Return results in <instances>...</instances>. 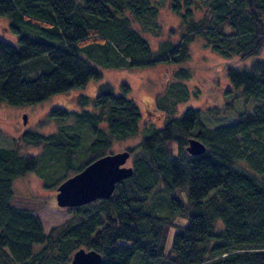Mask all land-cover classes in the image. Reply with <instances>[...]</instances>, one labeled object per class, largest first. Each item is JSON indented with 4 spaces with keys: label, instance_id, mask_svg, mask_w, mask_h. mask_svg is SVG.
<instances>
[{
    "label": "trees",
    "instance_id": "obj_1",
    "mask_svg": "<svg viewBox=\"0 0 264 264\" xmlns=\"http://www.w3.org/2000/svg\"><path fill=\"white\" fill-rule=\"evenodd\" d=\"M162 3L178 19L180 40L152 50L131 23L155 27L158 0H0V16L9 19L17 41L0 39V102L34 105L83 88L101 78L97 67L180 64L194 37L224 60L234 95L225 109L237 98L258 102L233 124L206 128L189 106L161 127L144 129L125 148L131 175L108 199L73 208L70 220L45 234L31 210L13 205V180L33 172L55 190L111 154L113 142L137 135L141 120L125 83H101L92 99L78 96L79 111L53 109V133L25 131L12 148H0V264H69L80 249L99 254L100 264H264V59L236 65L264 47V0ZM190 76L186 68L173 72L176 81ZM173 80L161 96L172 86L186 92ZM190 138L204 144L202 154L186 152ZM22 143L40 146V153L21 155Z\"/></svg>",
    "mask_w": 264,
    "mask_h": 264
},
{
    "label": "rangeland",
    "instance_id": "obj_2",
    "mask_svg": "<svg viewBox=\"0 0 264 264\" xmlns=\"http://www.w3.org/2000/svg\"><path fill=\"white\" fill-rule=\"evenodd\" d=\"M158 1L162 6L159 9L155 27L149 25L143 29L141 23H131L134 29L143 33V36L150 42L152 50H156L158 43L162 41L168 40L177 43L181 33L178 19L168 11L162 0ZM9 23L8 18L0 16V39L16 45V35L10 31ZM157 26H159L158 36L155 35ZM193 39L188 46L187 59L180 64L159 63L151 67L133 66L127 70L97 67L101 72L100 79L89 81L83 88L53 95L41 103L13 106L1 101L0 148H12L25 131H35L44 135L53 133L56 130V122L49 116V113L57 108L66 112L79 111L77 97L85 95L92 99L97 92V86L104 82L112 85L127 84L131 97L141 112L138 134L125 141L113 142L109 149L110 153L122 152L126 147L136 145L146 134L144 129L161 127L166 117L180 116L183 110L189 106H194L199 110V120L206 128L235 123L239 114L251 111L258 102L250 101L248 104H244L240 98H237L233 100L231 106L225 109L226 103L228 104L234 95L223 71L224 60L204 47L201 39L198 37ZM260 59H264V47L259 55L244 61H237L236 65L243 68ZM179 67L189 70L191 76L186 80H173V72ZM171 80L173 83L180 81L186 88V92L182 88L178 89L176 86H172L165 96H161L167 90ZM227 90L232 92L226 93ZM186 93V100L176 103L177 100L183 99ZM164 104L168 106V111L161 110ZM23 116L26 118L25 122H23ZM40 149V146L22 143L19 153L26 157H35L40 153ZM130 160L131 158H128L124 166H130ZM38 177L33 172L16 177L12 184L14 195L12 203L16 207L31 210L39 219L42 231L46 234L52 227L70 220L74 216L73 208L75 207H58L55 203V190L45 188L42 180ZM176 196L180 195L176 194ZM175 222L184 224L185 221L184 219H175ZM174 231V228L168 230L165 254L170 249Z\"/></svg>",
    "mask_w": 264,
    "mask_h": 264
},
{
    "label": "water",
    "instance_id": "obj_3",
    "mask_svg": "<svg viewBox=\"0 0 264 264\" xmlns=\"http://www.w3.org/2000/svg\"><path fill=\"white\" fill-rule=\"evenodd\" d=\"M26 118L23 116V122ZM189 155H200L204 144L195 138L187 141ZM129 153L126 151L107 154L86 165L82 170L62 181L55 188V203L60 208H73L98 199H108L115 185L129 177L132 169L124 166ZM101 257L93 251H76L69 264H100Z\"/></svg>",
    "mask_w": 264,
    "mask_h": 264
}]
</instances>
